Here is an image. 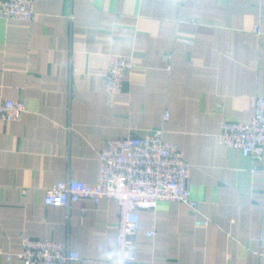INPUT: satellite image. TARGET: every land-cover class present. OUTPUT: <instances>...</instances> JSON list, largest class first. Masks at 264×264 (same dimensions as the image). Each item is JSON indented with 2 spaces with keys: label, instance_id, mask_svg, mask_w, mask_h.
<instances>
[{
  "label": "crops",
  "instance_id": "0c3cea01",
  "mask_svg": "<svg viewBox=\"0 0 264 264\" xmlns=\"http://www.w3.org/2000/svg\"><path fill=\"white\" fill-rule=\"evenodd\" d=\"M118 56L133 69L108 95ZM0 96L25 109L0 122V244L11 255L0 264H20L21 237L66 242L70 264H112L116 203L45 207L44 191L95 186L107 140L156 130L183 153L197 213L139 211L137 262L264 264V149L254 159L216 142L222 122L248 121L264 98V0H39L32 22L0 20Z\"/></svg>",
  "mask_w": 264,
  "mask_h": 264
},
{
  "label": "built area",
  "instance_id": "2783aa9c",
  "mask_svg": "<svg viewBox=\"0 0 264 264\" xmlns=\"http://www.w3.org/2000/svg\"><path fill=\"white\" fill-rule=\"evenodd\" d=\"M39 0H0V20L30 23L35 16ZM256 32V30H254ZM162 59L166 70L171 65V55ZM133 69L128 57H113L106 66L103 87L108 95L122 91L123 79ZM25 112L19 101H9L0 96V122H17ZM168 115H163V121ZM216 142L227 149L238 151L243 157L259 159L264 149V98L255 100L252 117L245 122L221 123ZM99 172L95 186L67 179L44 191L45 207L62 208L80 200L97 205L102 200L114 201L118 207L115 247L112 264H141L135 256L133 239L138 231V212L154 210L160 203H178L192 214L197 213V203L188 189L189 167L183 153L174 144L164 142L162 131L151 135L128 136L107 140L98 154ZM197 226H206L201 220ZM153 232L146 233L152 238ZM0 256L9 263L11 255L2 251ZM20 264H70L78 260L66 242L32 240L21 237V250L15 255Z\"/></svg>",
  "mask_w": 264,
  "mask_h": 264
}]
</instances>
